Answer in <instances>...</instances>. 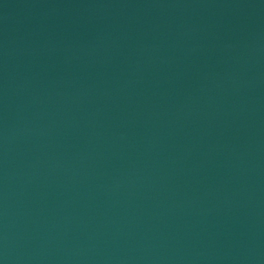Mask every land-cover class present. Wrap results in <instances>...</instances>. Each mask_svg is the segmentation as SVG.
Instances as JSON below:
<instances>
[{
  "label": "water",
  "instance_id": "95a60500",
  "mask_svg": "<svg viewBox=\"0 0 264 264\" xmlns=\"http://www.w3.org/2000/svg\"><path fill=\"white\" fill-rule=\"evenodd\" d=\"M0 264H264V0H0Z\"/></svg>",
  "mask_w": 264,
  "mask_h": 264
}]
</instances>
